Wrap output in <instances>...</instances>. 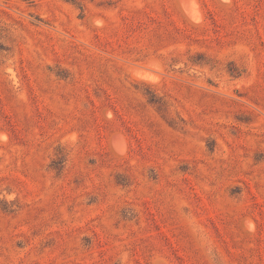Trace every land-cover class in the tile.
<instances>
[{
  "label": "rangeland",
  "instance_id": "rangeland-1",
  "mask_svg": "<svg viewBox=\"0 0 264 264\" xmlns=\"http://www.w3.org/2000/svg\"><path fill=\"white\" fill-rule=\"evenodd\" d=\"M0 264H264V0H0Z\"/></svg>",
  "mask_w": 264,
  "mask_h": 264
}]
</instances>
